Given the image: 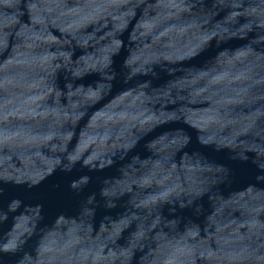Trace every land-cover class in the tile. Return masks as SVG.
Returning <instances> with one entry per match:
<instances>
[{
  "label": "water",
  "instance_id": "water-1",
  "mask_svg": "<svg viewBox=\"0 0 264 264\" xmlns=\"http://www.w3.org/2000/svg\"><path fill=\"white\" fill-rule=\"evenodd\" d=\"M0 264H264V0H0Z\"/></svg>",
  "mask_w": 264,
  "mask_h": 264
}]
</instances>
